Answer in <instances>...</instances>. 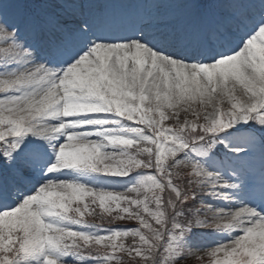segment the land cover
<instances>
[{
  "label": "snow or ice",
  "instance_id": "obj_1",
  "mask_svg": "<svg viewBox=\"0 0 264 264\" xmlns=\"http://www.w3.org/2000/svg\"><path fill=\"white\" fill-rule=\"evenodd\" d=\"M264 264V0H0V264Z\"/></svg>",
  "mask_w": 264,
  "mask_h": 264
},
{
  "label": "rangeland",
  "instance_id": "obj_2",
  "mask_svg": "<svg viewBox=\"0 0 264 264\" xmlns=\"http://www.w3.org/2000/svg\"><path fill=\"white\" fill-rule=\"evenodd\" d=\"M132 6H135V4L132 5ZM125 8H127V7H125L124 5H118V6H116L117 11H120V10L125 9ZM187 263H189V264H196L195 258H190Z\"/></svg>",
  "mask_w": 264,
  "mask_h": 264
},
{
  "label": "trees",
  "instance_id": "obj_3",
  "mask_svg": "<svg viewBox=\"0 0 264 264\" xmlns=\"http://www.w3.org/2000/svg\"><path fill=\"white\" fill-rule=\"evenodd\" d=\"M189 264V263H188Z\"/></svg>",
  "mask_w": 264,
  "mask_h": 264
}]
</instances>
